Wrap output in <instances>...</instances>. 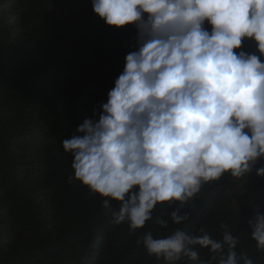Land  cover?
<instances>
[{
	"label": "clouds",
	"instance_id": "clouds-1",
	"mask_svg": "<svg viewBox=\"0 0 264 264\" xmlns=\"http://www.w3.org/2000/svg\"><path fill=\"white\" fill-rule=\"evenodd\" d=\"M91 7L109 27L133 25L136 50L98 119L94 110L62 141L73 157L70 181L103 198V208L116 202L112 222L129 231L152 220L157 205H177L156 220L160 227L182 225L191 215L185 204L203 186L225 174L243 181L264 160V0H91ZM247 41L256 52L243 50ZM249 223L264 252V213ZM238 239L227 229L217 240L178 228L164 238L148 231L142 244L166 264L196 261L197 248L219 256L217 264H254L235 251Z\"/></svg>",
	"mask_w": 264,
	"mask_h": 264
},
{
	"label": "trees",
	"instance_id": "trees-1",
	"mask_svg": "<svg viewBox=\"0 0 264 264\" xmlns=\"http://www.w3.org/2000/svg\"><path fill=\"white\" fill-rule=\"evenodd\" d=\"M136 35L133 25H105L91 0H0V264H166L146 253L142 237L178 228L217 240L232 231L235 251L264 264L249 223L264 213V177L256 176L264 160L243 181L225 174L203 186L182 225L160 227L177 205H157L135 232L112 222L116 202L103 208V198L70 181L73 157L62 141L94 110L98 119ZM242 48L256 52L251 41ZM196 250V261L177 264H217L219 256Z\"/></svg>",
	"mask_w": 264,
	"mask_h": 264
}]
</instances>
